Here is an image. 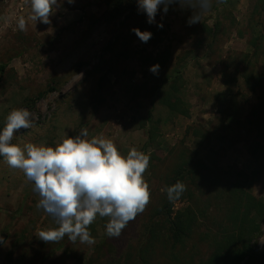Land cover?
<instances>
[{"label":"rangeland","instance_id":"obj_1","mask_svg":"<svg viewBox=\"0 0 264 264\" xmlns=\"http://www.w3.org/2000/svg\"><path fill=\"white\" fill-rule=\"evenodd\" d=\"M262 4L213 0L192 25V10L172 5L156 15L159 28L147 23L136 2L133 12L107 21L105 0H63L51 24H43L28 19L29 0H0V66L6 65L0 73V130L12 109L25 108L33 127L14 134L12 143L21 147H54L84 128L89 138L112 139L122 155L136 147L150 155L144 176L151 192L145 210L118 238L108 237L107 218L97 217L89 228L94 245L67 236L45 243L37 231L58 225L36 208L32 183L0 156V235L7 236L0 264H206L216 250L224 257L231 240L238 242V206L259 225L253 247L264 252V219L248 210L246 198L264 208V17L253 16ZM21 16L26 31L17 26ZM133 28L154 35L144 43ZM167 50L169 61L153 74L150 67ZM165 95L179 99V112L160 104ZM189 160L203 168L188 176L187 190L173 204V221L180 213L193 222L192 233L176 243L157 213L161 189Z\"/></svg>","mask_w":264,"mask_h":264},{"label":"clouds","instance_id":"obj_2","mask_svg":"<svg viewBox=\"0 0 264 264\" xmlns=\"http://www.w3.org/2000/svg\"><path fill=\"white\" fill-rule=\"evenodd\" d=\"M35 23L51 24L50 17L62 7L63 0H29ZM138 12L147 16V23L157 24L156 15L166 14L169 7L191 9L189 25L200 23L205 12L211 10L213 0H135ZM68 4L75 0H67ZM223 4L224 0H216ZM19 30L26 31V19H18ZM141 42L147 43L152 33L133 28ZM158 74L159 65L149 69ZM33 127L32 113L25 108L12 109L0 130V156L11 169L20 170L32 191L39 197L36 208L50 215L56 228L38 230L36 236L45 243L59 242L65 236L75 243L92 246L96 239L90 226L97 217L107 218L106 235L118 238L128 223L142 213L151 199L149 184L144 174L149 168L150 155L130 148L122 155L115 142L103 135L89 138L86 128L76 136L65 135L55 146L28 142L21 147L12 143L14 134ZM187 186L177 180L161 189L169 202L177 201ZM0 242L4 237L0 236Z\"/></svg>","mask_w":264,"mask_h":264},{"label":"trees","instance_id":"obj_3","mask_svg":"<svg viewBox=\"0 0 264 264\" xmlns=\"http://www.w3.org/2000/svg\"><path fill=\"white\" fill-rule=\"evenodd\" d=\"M230 0H224V3L229 2ZM262 0H259V2ZM131 2V3H130ZM131 4H135V0H105L106 5V12L104 14V19L107 21H112L115 19H118L125 13L133 12V7H131ZM254 15L257 16L258 20L261 17H264V4L258 9L257 7L254 8ZM259 23V21H258ZM154 35V32H151ZM258 41V40H256ZM255 41V43H256ZM253 44V43H252ZM257 46V43H256ZM188 54V53H187ZM255 56L257 53L255 52ZM170 58V52L164 51L159 58L158 65H159V71L162 70L163 67L167 64ZM6 68V65L0 66V73H3ZM104 76L102 75L99 78V83L104 80ZM98 83V85H99ZM170 89L173 92H176V89L172 86ZM54 87H50L49 92L54 91ZM45 96V93H41L36 96L35 102L42 99ZM171 96L165 95L161 98L160 104L164 105V107H167L169 111L172 112H179L180 107V101L179 99L168 100ZM171 102H176L175 104H172ZM94 109L96 110V105L94 104ZM202 166L201 162L199 160H196L194 163H192L190 160L185 161L183 164L176 166L175 171L173 172L172 177L168 180L166 183V186H170L174 184L177 180L182 181L185 183V180L188 179V176H190L198 167ZM247 198V208L248 210L254 209L255 215L259 218L260 222L262 219H264V208H262L261 202L255 200L254 198L250 196H246ZM174 202H169L166 196V193L163 194L162 203L158 209L157 215L159 217H162L165 222H167L170 225L169 232L170 236L169 238L173 240L176 243H180L181 240H183L185 237H188L189 234L192 233V217H187L185 219H180L179 217L175 221L171 219L172 215V208H173ZM251 207V209H249ZM185 214H188L186 212ZM235 240H238V242H234L231 240L232 245L230 246V249L226 252L227 255L224 257H221L223 254H220L219 251H215L213 256L209 257L206 264H251L253 260L258 259V261H264V252L255 253L254 245L256 243V240L260 236V227L258 224L252 221V219L249 217V212L246 210H243L241 206H238L235 209ZM152 231V228L150 232ZM153 238V237H152ZM233 239V238H231ZM234 240V239H233ZM228 256V257H226ZM247 258V259H246ZM246 259V261H245Z\"/></svg>","mask_w":264,"mask_h":264},{"label":"water","instance_id":"obj_4","mask_svg":"<svg viewBox=\"0 0 264 264\" xmlns=\"http://www.w3.org/2000/svg\"><path fill=\"white\" fill-rule=\"evenodd\" d=\"M0 236L4 237V242H5L7 236L5 234H1ZM4 242H0V247L3 245Z\"/></svg>","mask_w":264,"mask_h":264},{"label":"crops","instance_id":"obj_5","mask_svg":"<svg viewBox=\"0 0 264 264\" xmlns=\"http://www.w3.org/2000/svg\"><path fill=\"white\" fill-rule=\"evenodd\" d=\"M234 2V6H235V1H233Z\"/></svg>","mask_w":264,"mask_h":264}]
</instances>
